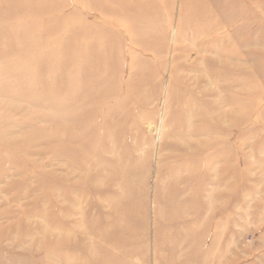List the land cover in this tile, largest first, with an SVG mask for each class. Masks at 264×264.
I'll return each instance as SVG.
<instances>
[{
  "label": "rangeland",
  "instance_id": "374dc122",
  "mask_svg": "<svg viewBox=\"0 0 264 264\" xmlns=\"http://www.w3.org/2000/svg\"><path fill=\"white\" fill-rule=\"evenodd\" d=\"M0 264H264V0H0Z\"/></svg>",
  "mask_w": 264,
  "mask_h": 264
}]
</instances>
